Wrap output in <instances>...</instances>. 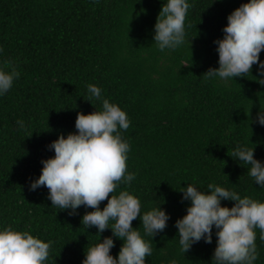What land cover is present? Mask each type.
<instances>
[{
	"label": "trees",
	"instance_id": "1",
	"mask_svg": "<svg viewBox=\"0 0 264 264\" xmlns=\"http://www.w3.org/2000/svg\"><path fill=\"white\" fill-rule=\"evenodd\" d=\"M104 1L0 0V63L12 59L20 72L0 96V226L30 228L52 241L45 264H81L88 247L112 235L106 229L99 238L95 227L85 229L81 218L91 208L80 206L70 215L51 206L47 187L29 189L41 160L54 156L48 145L77 131L78 112L101 107L87 91L94 84L130 120L122 136L130 145L127 171L136 177L114 194L127 189L139 197L142 212L161 204L170 214L153 241L144 237L153 248L146 264H210L215 235L210 244L202 239L187 253L180 251L174 224L190 203L182 201V187L192 183L207 191L214 184L264 201V188L248 174L250 165L231 157L239 143L255 148L254 158L264 161V126L250 122L264 106L256 66L227 84L204 77L209 67H218L213 41L223 37L227 16L247 0H189L186 42L163 52L153 35L166 0ZM221 203L231 207L234 201ZM140 224L139 216L132 221L144 235ZM255 231L254 264H264V239ZM113 239L115 257L123 241Z\"/></svg>",
	"mask_w": 264,
	"mask_h": 264
},
{
	"label": "clouds",
	"instance_id": "2",
	"mask_svg": "<svg viewBox=\"0 0 264 264\" xmlns=\"http://www.w3.org/2000/svg\"><path fill=\"white\" fill-rule=\"evenodd\" d=\"M190 7L189 0H166L162 5L153 35L160 51L175 50L186 42L185 19ZM222 31L223 37L213 41L218 67H209L205 79L227 84L235 77L251 74L255 65L254 78L264 86V60L260 59L264 50V0L242 3L227 16ZM187 42L190 45L189 38ZM19 76L14 60L0 63V96L10 90ZM87 91L92 98L101 100V107L88 114L78 112L77 131L67 136L60 134L48 145L54 156L41 160L40 175L30 182L29 189L47 187L51 206L70 210V215L76 214L80 206L91 208L82 216L81 223L85 229L95 227L99 238L106 229H111V236L87 248L81 264H146L153 248L144 237L150 236L153 241L167 227L170 214L161 204L142 212L139 197L127 189L114 194L121 184L130 185L136 177V173L127 171L130 145L122 136L130 120L118 104L102 98L100 87L89 84ZM250 122L264 126V106H260L255 120ZM17 124L26 129L23 120ZM254 149L237 143L231 157L250 165L248 174L264 188V161L254 158ZM180 192L182 201L190 202L186 214L174 224L181 252L187 253L202 239L210 244L215 235L216 247L210 264H254L258 258L256 229L264 239V201L214 184H208L207 191H203L187 183ZM224 200L234 204L222 206ZM138 216L144 235L132 226ZM113 237L123 241L115 257L110 251L115 247ZM52 243L31 234L30 228L0 226V264H45Z\"/></svg>",
	"mask_w": 264,
	"mask_h": 264
},
{
	"label": "bare ground",
	"instance_id": "3",
	"mask_svg": "<svg viewBox=\"0 0 264 264\" xmlns=\"http://www.w3.org/2000/svg\"><path fill=\"white\" fill-rule=\"evenodd\" d=\"M106 1V0H105ZM104 1V2H105ZM83 2V1H82ZM93 2V1H92ZM107 3V2H106ZM108 6V5H107ZM103 9V8H102ZM116 9H117V7H116ZM127 9V8H126ZM105 10V9H104ZM108 10V9H107ZM119 12H122L121 10L119 11ZM125 12V11H124ZM118 13V12H117ZM126 13V12H125ZM114 15V14H113ZM120 15H122V14H120ZM101 16V15H100ZM128 16V15H127ZM102 17V16H101ZM107 18V17H106ZM120 18V17H119ZM129 18V17H128ZM132 18V17H131ZM130 19V18H129ZM108 20V19H107ZM124 20V19H123ZM126 20V19H125ZM124 20V21H125ZM131 21V20H130ZM113 22V21H112ZM120 22V21H119ZM128 22V21H127ZM105 23H103V25H104ZM110 24V23H109ZM121 24V23H120ZM127 24V23H126ZM124 25V24H123ZM126 26V25H125ZM129 26V25H128ZM100 27V26H99ZM121 28V27H120ZM124 28V27H123ZM143 29V28H142ZM112 30V29H111ZM118 30V29H117ZM136 30H137V28H136ZM139 30V29H138ZM119 31V30H118ZM104 32V31H103ZM116 32V31H115ZM120 32H122V29H121V31ZM98 34V33H97ZM125 35V34H124ZM132 35V34H131ZM137 36V35H136ZM139 36V35H138ZM179 58V57H178Z\"/></svg>",
	"mask_w": 264,
	"mask_h": 264
}]
</instances>
